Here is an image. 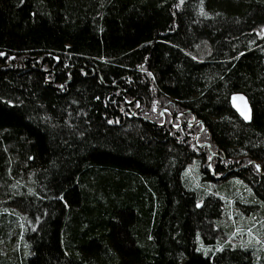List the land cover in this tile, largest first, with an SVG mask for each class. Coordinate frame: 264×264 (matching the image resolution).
<instances>
[{
  "label": "trees",
  "instance_id": "1",
  "mask_svg": "<svg viewBox=\"0 0 264 264\" xmlns=\"http://www.w3.org/2000/svg\"><path fill=\"white\" fill-rule=\"evenodd\" d=\"M245 223L264 0H0V264H264Z\"/></svg>",
  "mask_w": 264,
  "mask_h": 264
},
{
  "label": "rangeland",
  "instance_id": "2",
  "mask_svg": "<svg viewBox=\"0 0 264 264\" xmlns=\"http://www.w3.org/2000/svg\"><path fill=\"white\" fill-rule=\"evenodd\" d=\"M232 106L241 115V117H243L244 119L249 118L248 105H247L245 99H243L241 96H234L232 98ZM188 170H189V168H188ZM231 211H232L231 213L233 214L235 211L233 207H231ZM256 224H258V223H256ZM258 228L259 227H257L256 225L245 223L243 225H240L239 230H241V232L239 235L242 234L245 237L248 236L250 238H253L257 242L264 244V231H259Z\"/></svg>",
  "mask_w": 264,
  "mask_h": 264
},
{
  "label": "snow or ice",
  "instance_id": "3",
  "mask_svg": "<svg viewBox=\"0 0 264 264\" xmlns=\"http://www.w3.org/2000/svg\"><path fill=\"white\" fill-rule=\"evenodd\" d=\"M247 118V117H246Z\"/></svg>",
  "mask_w": 264,
  "mask_h": 264
}]
</instances>
